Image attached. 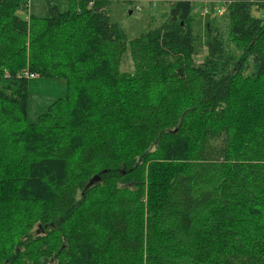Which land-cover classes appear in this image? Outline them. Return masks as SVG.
<instances>
[{
	"label": "trees",
	"instance_id": "16d2710c",
	"mask_svg": "<svg viewBox=\"0 0 264 264\" xmlns=\"http://www.w3.org/2000/svg\"><path fill=\"white\" fill-rule=\"evenodd\" d=\"M108 1L0 0V264H264V3L195 64L201 0L129 41ZM24 71L65 81L35 122Z\"/></svg>",
	"mask_w": 264,
	"mask_h": 264
},
{
	"label": "rangeland",
	"instance_id": "374dc122",
	"mask_svg": "<svg viewBox=\"0 0 264 264\" xmlns=\"http://www.w3.org/2000/svg\"><path fill=\"white\" fill-rule=\"evenodd\" d=\"M28 2V8L17 11L22 18H27L29 14L35 16H47L48 5L55 4L59 10L66 8L67 3L64 0H25ZM48 3V4H47ZM169 0H109L105 10L112 22L117 24L118 30L122 32L127 41L139 36L149 28L155 27L163 23L168 16L170 8ZM44 5L45 11H43ZM204 7L207 12L204 13ZM220 8V7H219ZM221 7L219 12L215 9V3H202L195 1L192 7V27L194 32V54L193 60L195 64L205 61L206 48L205 39L207 30L205 24L212 21L218 28L220 40L225 48L228 47V26L224 12ZM254 16H264V8L260 10H252ZM132 62L128 49L122 55L120 61V70L132 71ZM28 103H27V122H35L37 116L43 113L47 106L55 99L64 96L65 81L57 78H43L35 76L28 79Z\"/></svg>",
	"mask_w": 264,
	"mask_h": 264
},
{
	"label": "built area",
	"instance_id": "2783aa9c",
	"mask_svg": "<svg viewBox=\"0 0 264 264\" xmlns=\"http://www.w3.org/2000/svg\"><path fill=\"white\" fill-rule=\"evenodd\" d=\"M95 0H90L89 4H92ZM252 1H257V2H262L264 3V0H252ZM200 2L202 3H208V2H212V3H215V9L217 12H219L221 10V7H224L223 6V2L220 1V0H201ZM220 7V8H219ZM208 10L206 7H204L203 9V12L206 13ZM23 75L26 76L27 78H34L35 75L32 74V73H29L27 71H24L23 72Z\"/></svg>",
	"mask_w": 264,
	"mask_h": 264
},
{
	"label": "crops",
	"instance_id": "0c3cea01",
	"mask_svg": "<svg viewBox=\"0 0 264 264\" xmlns=\"http://www.w3.org/2000/svg\"><path fill=\"white\" fill-rule=\"evenodd\" d=\"M66 3H67V1H69V0H64ZM48 4V3H47ZM41 7H43L42 9H43V11H45V8H46V6L44 7V5H40ZM31 12V14H32V12H35V11H33V10H31L30 11Z\"/></svg>",
	"mask_w": 264,
	"mask_h": 264
}]
</instances>
